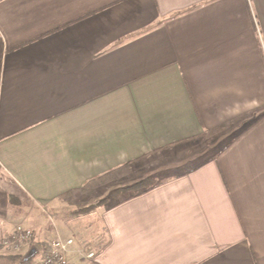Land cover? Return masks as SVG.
Here are the masks:
<instances>
[{"label": "crops", "instance_id": "1", "mask_svg": "<svg viewBox=\"0 0 264 264\" xmlns=\"http://www.w3.org/2000/svg\"><path fill=\"white\" fill-rule=\"evenodd\" d=\"M86 221L67 264H264V0H0V239Z\"/></svg>", "mask_w": 264, "mask_h": 264}, {"label": "built area", "instance_id": "2", "mask_svg": "<svg viewBox=\"0 0 264 264\" xmlns=\"http://www.w3.org/2000/svg\"><path fill=\"white\" fill-rule=\"evenodd\" d=\"M33 238L31 229L23 226L16 227L11 234L0 239V248L13 254H19L24 245L30 243ZM48 252L35 264H67L66 255L74 246L73 239L57 237L49 242ZM87 259L94 258L93 254H87Z\"/></svg>", "mask_w": 264, "mask_h": 264}, {"label": "rangeland", "instance_id": "3", "mask_svg": "<svg viewBox=\"0 0 264 264\" xmlns=\"http://www.w3.org/2000/svg\"><path fill=\"white\" fill-rule=\"evenodd\" d=\"M183 165L180 166V169L177 170V167L179 166H170L168 165L166 167V169L161 170L160 173L154 174V175H150V178L153 181H157V180H164L166 178H168L169 176H174L180 172H182L181 170L185 169L187 166L188 167H192L196 164V162H193V160H184L183 161ZM128 185V184H127ZM14 193V197H12V204L11 206L18 209V208H22L25 207V200L23 199V197L19 194H17L16 191H13ZM83 229H82V228ZM81 228L80 234L82 236H76L74 237V242H79L83 248H88V247H94V246H98L103 244L104 242V233H103V229L101 228V226L97 223L94 222H82L78 227ZM30 229V228H29ZM31 231L33 232V230L31 229ZM61 237V236H59ZM64 238V237H61ZM76 238V240H75ZM65 239V238H64ZM75 244V243H74ZM24 258H32V264L36 263V260L39 258V256H34L32 257L31 255H29L28 257H24Z\"/></svg>", "mask_w": 264, "mask_h": 264}, {"label": "trees", "instance_id": "4", "mask_svg": "<svg viewBox=\"0 0 264 264\" xmlns=\"http://www.w3.org/2000/svg\"><path fill=\"white\" fill-rule=\"evenodd\" d=\"M155 186H157L155 181H153L151 178H145L128 187L112 190L106 201L112 200L116 202L121 199L127 200L137 195L148 192ZM102 203H104V201ZM94 209L95 206L85 208L78 212H75L74 215H87ZM0 264H32V258L27 259L18 254H3L0 255Z\"/></svg>", "mask_w": 264, "mask_h": 264}]
</instances>
